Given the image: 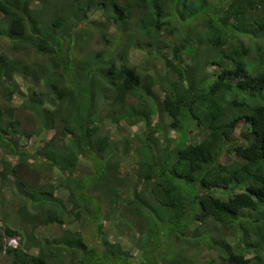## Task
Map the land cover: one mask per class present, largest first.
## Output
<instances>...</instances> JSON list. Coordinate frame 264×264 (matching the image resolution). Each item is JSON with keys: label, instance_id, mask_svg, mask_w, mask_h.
I'll return each mask as SVG.
<instances>
[{"label": "trees", "instance_id": "obj_1", "mask_svg": "<svg viewBox=\"0 0 264 264\" xmlns=\"http://www.w3.org/2000/svg\"><path fill=\"white\" fill-rule=\"evenodd\" d=\"M0 151L8 264H264V0H0Z\"/></svg>", "mask_w": 264, "mask_h": 264}, {"label": "rangeland", "instance_id": "obj_2", "mask_svg": "<svg viewBox=\"0 0 264 264\" xmlns=\"http://www.w3.org/2000/svg\"><path fill=\"white\" fill-rule=\"evenodd\" d=\"M94 16H96V17H98V16H100L98 13H96V14H94ZM1 41H3V40H1ZM144 52L143 51H141V50H138V49H136V48H132V50H131V60H132V62L133 63H140L143 59H144ZM32 78H30V77H27V79L25 80V82L22 80L20 83H19V80L17 79V81L16 82H14L15 84H17V87H18V94H16L15 95V97H14V99H13V102H14V104L15 105H19V104H21V102L23 101V98H24V96H26V94H27V91L29 90L28 88H27V86H30L31 84H32ZM28 110V109H27ZM29 111H27V112H25V114H24V118H27V116L29 115ZM108 127H109V129H110V133L112 134V136L114 137V138H119V137H121L122 135H125V134H128V133H130V134H134V133H140V131L142 130V129H144V125L143 124H140V125H133V126H128V125H126V124H122L120 127L119 126H115V125H113L112 123L111 124H109L108 125ZM172 133L174 134V132L172 131ZM51 136V132H46L45 133V137L46 138H49ZM38 137L36 138V137H33V138H31V139H28V140H24L23 141V144H24V147H26V148H31V149H33L34 148V146H35V144L37 143V141H38ZM2 153H1V151H0V155H1ZM82 160V162H83V158L81 159ZM221 160L223 161V162H226V163H229V162H231L232 161V156H229L228 154H223V156H222V158H221ZM57 194L60 196V197H62V198H64V199H67V196H68V193L66 192V191H64V190H62V189H59L58 191H57ZM105 222L107 223V224H109V219H105ZM73 227H74V229H78V226L77 225H72ZM38 230V233H39V228L37 229ZM51 231V232H48V231ZM41 233H43V234H45L46 236H52L54 233H55V230H54V227L53 226H51V227H46V228H41V231H40ZM112 233V232H111ZM19 240V239H18ZM126 244H127V242H126ZM131 246H133L132 244H131ZM132 248V247H131ZM134 250H133V253L135 252V251H137V249H135V248H133ZM3 255H0V257L2 258L0 261H2V264H8V262H9V259L8 258H6L5 256H3Z\"/></svg>", "mask_w": 264, "mask_h": 264}, {"label": "clouds", "instance_id": "obj_3", "mask_svg": "<svg viewBox=\"0 0 264 264\" xmlns=\"http://www.w3.org/2000/svg\"><path fill=\"white\" fill-rule=\"evenodd\" d=\"M19 237H11L9 239H7V245L9 247H17L19 246Z\"/></svg>", "mask_w": 264, "mask_h": 264}]
</instances>
